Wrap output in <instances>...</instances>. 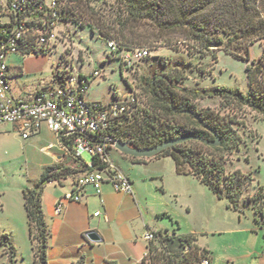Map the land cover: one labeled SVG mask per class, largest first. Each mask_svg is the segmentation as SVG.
I'll return each mask as SVG.
<instances>
[{
    "label": "rangeland",
    "instance_id": "obj_1",
    "mask_svg": "<svg viewBox=\"0 0 264 264\" xmlns=\"http://www.w3.org/2000/svg\"><path fill=\"white\" fill-rule=\"evenodd\" d=\"M91 7L103 26L119 29L134 38H151L154 33L153 24L146 20L125 21L119 0H96ZM84 23L86 25L82 28L68 23V30L65 28L63 37L60 35L52 43L50 52L8 54L6 65L12 70L22 69V75L8 80L12 92L27 99L28 94L38 88L59 87L66 74H82L89 82L84 95L87 101L110 104L124 102L134 95L136 112L123 124L125 128L139 127L151 121L155 113L149 83L157 75L171 77L181 88L223 86L249 94L245 73L249 61L235 59L220 48L214 51V60L209 53L198 54L186 44L155 46L148 58L139 61L134 70H128L119 59L108 56L105 40L98 34L102 33V25L95 26L87 16ZM112 38L117 39L113 35ZM263 49L264 41L250 45V60H258ZM93 71L99 76L92 78ZM194 103L197 109H210L221 117H233L238 122L234 127H237L242 141L238 149L226 156L225 174L230 176L240 170L250 174L253 180L243 185L237 210L229 207L227 199L217 198L195 177L177 175L170 157L139 158L137 161L149 160L131 167L129 161L132 158L112 148L109 153L114 165L124 172H129L130 168L134 170L132 175L143 200L139 220L130 221L127 226L135 229L144 221L149 228L162 229L163 232L167 228L171 233L175 228L176 234L194 233L198 242L212 251V264H264L263 230L260 229L264 224H261V216L254 212V202L251 201L258 187L264 188V121L247 107L238 104L223 106L220 98ZM52 140L48 133L24 140L13 125H0V264H34L22 190L33 187L45 164L50 162L54 151L47 146ZM81 160L87 165L92 163L87 153L81 156ZM145 177L146 180L142 181ZM68 184L70 179L61 187L47 185L42 193L43 206L49 207L57 191L66 190ZM162 209L172 215L173 221L160 215ZM50 236L48 244L55 245L52 253H56V237L52 233ZM250 254L252 258L248 257ZM95 256L94 262L88 261L87 264H109L105 255L103 258L95 253ZM54 260L58 262V258L54 257Z\"/></svg>",
    "mask_w": 264,
    "mask_h": 264
},
{
    "label": "trees",
    "instance_id": "obj_2",
    "mask_svg": "<svg viewBox=\"0 0 264 264\" xmlns=\"http://www.w3.org/2000/svg\"><path fill=\"white\" fill-rule=\"evenodd\" d=\"M69 1H76L77 5L74 19L67 21L70 20L71 24L82 28L86 25L84 18L87 16L95 26L102 25V33L98 32V34H101L104 40H114L125 50L146 48L150 51L155 46L174 47L178 44H186L190 50L198 54L209 53L214 60L216 59L214 51L220 48L235 59L249 61L245 68L248 95L238 89L232 90L223 86L213 89L181 88L174 84L177 81L171 77L157 75L149 83L155 113L151 121L139 127H127L130 128L129 131L123 127V124L136 112H134L135 98L131 110L110 129L116 141L128 143L134 148L152 147L189 135L213 142L214 136L183 111L197 114L201 121L219 137L220 145L211 148L197 141H187L166 149L155 157H170L174 162L176 174L192 175L217 198L227 199L229 207L237 210L243 185L253 180L250 174H244L240 170L234 171L230 176L225 174L226 156L238 149L242 141L237 127H234L238 122L233 117H221L210 109H197L194 102L220 98L223 106L238 104L247 107L264 121V49L258 60H250L248 54L250 45L264 41V0H119L125 21L146 20L153 24L154 33L151 38H134L125 35L119 29L103 26L91 7L96 0ZM80 21L81 24L76 25ZM110 34L117 39L112 38ZM47 52L49 51L40 54ZM29 53L30 49L22 51V54ZM108 56L112 57L111 54ZM137 64L128 70H134ZM62 143L67 154L87 170V164L81 158L74 156L71 143L66 139H62ZM131 158L135 162H141L137 161L139 158ZM92 169H103L96 158H92ZM79 173L77 169L68 165H51L44 168L33 187L22 190L34 264H47L50 231L45 221L42 204L44 187L49 182H59L67 178H73L74 182L80 176ZM251 201L254 202L252 207L254 212L261 216V224H264V188L261 185ZM184 245H189L193 249L192 254L187 257L196 255L199 251L204 255L208 254L205 249L196 245L193 236L176 235L175 230L171 236H164L159 244H150L147 248L152 259L166 256L173 263L180 264L181 258L184 257L182 256ZM9 249L13 250L11 246ZM187 257H184L185 261ZM143 261L141 264H144Z\"/></svg>",
    "mask_w": 264,
    "mask_h": 264
},
{
    "label": "built area",
    "instance_id": "obj_3",
    "mask_svg": "<svg viewBox=\"0 0 264 264\" xmlns=\"http://www.w3.org/2000/svg\"><path fill=\"white\" fill-rule=\"evenodd\" d=\"M76 3L69 0H0V125H13L24 140L45 126L60 143L62 139L71 143L75 157L81 158L87 153L103 167L102 170H95L92 169V163L87 165V170L72 183L71 191L57 200L54 208L56 214L61 212L65 203H79L80 193L86 187L92 188L100 196L104 182L109 183L117 193L133 195L129 178L108 157V151L116 143L110 129L131 110L135 103L133 94L124 102L102 104L87 101L84 95L89 86L88 77L82 74L73 76L70 73L64 76L59 87L40 90L29 99L13 98L9 92V67L5 63L7 55L22 54L27 49H30L27 55L50 52L52 43L60 35L63 37V31L71 23L70 20L74 19ZM80 24L81 21L76 25ZM58 27L60 29L57 31ZM105 43L109 54L119 59L126 69L150 55L146 48L125 50L111 39L105 40ZM98 76L99 73L93 71L91 77ZM53 147L50 145L48 148ZM102 203L103 200L100 199V204ZM98 215L99 212L94 214ZM261 230L264 239V228ZM172 234L173 232L146 231L142 240L147 246L159 244L164 236ZM192 251L189 245H184L182 256L187 257ZM262 254L264 255V246ZM184 257L180 264H211L209 255H204L201 251L187 257L186 261ZM142 260L144 264H175L166 256L152 259L149 248Z\"/></svg>",
    "mask_w": 264,
    "mask_h": 264
},
{
    "label": "crops",
    "instance_id": "obj_4",
    "mask_svg": "<svg viewBox=\"0 0 264 264\" xmlns=\"http://www.w3.org/2000/svg\"><path fill=\"white\" fill-rule=\"evenodd\" d=\"M19 74L22 75V69L18 68L17 70H12L9 68L8 80L20 76ZM8 84L10 95L16 99H22L18 93L12 92L11 85L9 82ZM40 90H43V88H38L31 95L28 94L27 99L31 98ZM14 129L16 128L14 127ZM41 133L50 134L53 140L47 147L50 145L54 146L51 148L54 153L50 156V162L45 164L44 167L63 164L77 169L80 175L86 171L81 163L75 161L72 156L67 154L62 141L60 143V140L45 126H42L40 130L32 136ZM109 151L108 157L112 162ZM147 160L149 159H144V161L141 162H147ZM141 162H135L133 159L129 161L131 167ZM117 168L129 178L133 189L132 196L117 193L112 189L109 183L104 182L101 187L100 196H97L92 188L86 187L80 193L81 200L79 203H65L61 212L56 214L54 208L57 200L72 189L73 178H67L70 179L68 188L66 190L57 191L49 207L43 206L46 224L50 234L52 233V235H55L57 241L56 253H52L55 245L50 246L48 244L47 264H87L88 261L93 263L96 259L95 253H99V256L103 258L105 255L109 264H118L119 262H121V264H138L147 251V243L142 240V236L146 231L171 234L175 230L174 228V230H171L172 232L169 233L166 226H164L166 228V231L164 230L165 232H163L162 229H152L149 228L148 224H145L144 221H142V225L138 223L135 229L132 226H127L128 222L139 220V209L141 205H143V200L140 190L135 183L136 179L132 175L134 170L130 168L129 172H124L120 167ZM183 176L193 177L192 175ZM67 179L60 180L59 182H49L44 189L50 184H58L61 187L65 185ZM141 180H146V177ZM100 199L103 200L102 204H100ZM96 212H99L98 216H94ZM160 215L173 221L172 215L166 209H162ZM88 232H95L100 238V241L95 243L89 242L86 239V234ZM176 235L193 236L196 245L208 252L212 264V251L208 246H204L198 242L196 234ZM50 238L51 236L48 238V243ZM250 255H248V257L252 258V255ZM54 257L58 258V262H55Z\"/></svg>",
    "mask_w": 264,
    "mask_h": 264
},
{
    "label": "water",
    "instance_id": "obj_5",
    "mask_svg": "<svg viewBox=\"0 0 264 264\" xmlns=\"http://www.w3.org/2000/svg\"><path fill=\"white\" fill-rule=\"evenodd\" d=\"M183 113L191 115L199 123V125L203 129H205L206 131L211 133L214 136V141L209 142V141L202 139L200 137H197L194 135H189V136L174 138V139L168 140L166 142L160 143L158 145H155L152 147H147V148H134V147H131L128 143H125L122 141H116V143L114 145V149H116L117 151H119L122 154H125V155L133 157V158H152V157H155L156 155H158L159 153L163 152L166 149H169L173 146L179 145V144L187 142V141H197V142L202 143V144H204L208 147H211V148L217 147L220 145L219 137L207 125H205L201 121L200 117L197 114L192 113V112H187V111H183ZM86 239L89 242H93V243L100 241V238L98 237V235L95 232H88L86 234Z\"/></svg>",
    "mask_w": 264,
    "mask_h": 264
}]
</instances>
